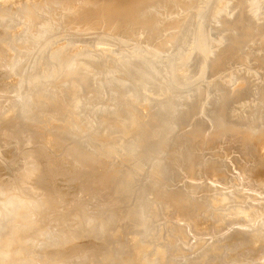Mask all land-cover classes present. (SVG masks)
I'll return each instance as SVG.
<instances>
[{
	"label": "rangeland",
	"instance_id": "obj_1",
	"mask_svg": "<svg viewBox=\"0 0 264 264\" xmlns=\"http://www.w3.org/2000/svg\"><path fill=\"white\" fill-rule=\"evenodd\" d=\"M111 1H0V84L7 87V96L15 99L7 104L14 110L10 120L24 123L37 133L32 137L15 133L5 143L0 141V161L13 164L25 149L45 147L47 156L68 162L72 152L65 145L74 142L80 152L85 151L74 160L78 164L86 160L89 169L84 177L94 172L105 175L106 171H124L137 190L155 178L157 164L163 165L164 185L156 183L145 192H158V199L173 207L168 210L164 208L167 203L160 201L149 204L142 192L138 197L140 208L149 211L145 222L137 225L123 218L120 230L108 238L109 245H103L106 250L100 246L101 261L108 256V264H121L123 257L134 253L141 258L147 256L152 264L254 263L264 250V234L255 230L264 219V179H253L259 152L246 150L237 130L257 123L264 126V0H141L143 4L139 0L132 6L134 11L132 7L122 8L123 12L113 15L105 7ZM135 11L142 14L136 18ZM153 16L156 21L150 22ZM10 29L14 32L8 35ZM231 40L236 41V47ZM6 98H0V102ZM215 113L221 114L220 119ZM168 122L172 125L165 133ZM214 126L219 129L215 132L222 133H214ZM226 127L231 130L225 131ZM58 131H63L59 139H49ZM4 151L10 152L9 158L2 157ZM74 177V173H67L53 179L47 187L55 192L53 201H48L41 189L28 184L26 188L4 185L0 179V228L9 229L5 238L0 236V264H57L58 259L70 257V253L58 249L70 238L77 240L73 245H79L80 238L93 234L104 242L101 228L113 217L106 211L93 214V192L78 199L85 178L76 183ZM152 193L149 195L153 198ZM222 195H227L226 199ZM48 204L54 206L53 212L45 214ZM237 209L244 210V215L235 216ZM193 219L198 224L193 225ZM37 222L39 225H35ZM249 223L254 227L250 229ZM80 224L83 230L77 235L57 237ZM160 228L162 233L158 232ZM212 229L217 234L222 232L216 242L206 233ZM138 234H143L148 244L145 251L144 243L135 246L133 238H142ZM201 237L203 242H198ZM121 243L126 249L119 252Z\"/></svg>",
	"mask_w": 264,
	"mask_h": 264
},
{
	"label": "bare ground",
	"instance_id": "obj_2",
	"mask_svg": "<svg viewBox=\"0 0 264 264\" xmlns=\"http://www.w3.org/2000/svg\"><path fill=\"white\" fill-rule=\"evenodd\" d=\"M1 2H4V3H7V2H10V1H13V2H20V1H22V0H0ZM30 1H33V0H30ZM137 1H139V0H112L111 1V3H109V4H107L105 7H106V10L109 12V14H111V15H113V14H116V13H118L120 10L123 12L124 10L123 9H126V10H128V8L129 7H132L133 5H135V4H137L136 2ZM142 1H144V0H142ZM166 1V0H165ZM140 2H141V0H140ZM145 2H147L146 0H145ZM150 2V1H149ZM159 2V1H158ZM161 2V1H160ZM171 2V1H170ZM57 3V2H56ZM83 3V2H82ZM157 3V2H156ZM156 3H155V5H156ZM162 3V2H161ZM160 3V4H161ZM166 3V2H165ZM93 4V3H92ZM98 4V3H97ZM141 4H143L142 2H141ZM154 4V3H153ZM159 4V3H158ZM180 4V3H179ZM60 5V4H59ZM138 5V4H137ZM150 5V4H149ZM163 5V4H162ZM45 6V5H44ZM144 6H145V4H144ZM152 6V5H151ZM147 7H149V6H147ZM147 7H146V9H147ZM161 7V6H160ZM24 8V7H23ZM123 8V9H122ZM131 9V8H130ZM125 10V11H126ZM132 10H133V7H132ZM143 10H144V12H145V9L143 8ZM143 10H142V12H143ZM196 10V9H195ZM134 11V10H133ZM132 11V12H133ZM1 12V11H0ZM131 12V11H130ZM131 12V13H132ZM147 12V11H146ZM150 12V11H149ZM188 13V12H187ZM135 14L137 15V12L135 11ZM140 14H142V13H140ZM140 14H138L139 16H140ZM150 14H151V12H150ZM127 15H128V13H127ZM130 15V14H129ZM128 15V16H129ZM134 15V14H133ZM135 15V16H136ZM138 15H137V17L136 18H138ZM146 15V14H145ZM152 15V14H151ZM176 15V14H175ZM116 16V15H115ZM118 16H119V14H118ZM121 16V15H120ZM119 16V17H120ZM134 16V17H135ZM141 17H142V15H141ZM145 17V16H144ZM143 17V18H144ZM146 17H150L149 16V14L148 15H146ZM154 17L155 16H153L152 18L154 19ZM157 17V16H156ZM236 17V16H235ZM122 18V17H121ZM135 18V19H136ZM118 19V18H117ZM120 19V18H119ZM123 19V18H122ZM153 19L152 20H150V22H155L156 20V18L154 19V21H153ZM237 19V18H236ZM128 20H130V18H128ZM133 20V19H132ZM145 20V19H144ZM211 20V19H210ZM220 20V19H219ZM131 21V20H130ZM134 21V20H133ZM136 21H138L137 19H136ZM221 21V20H220ZM225 21V20H224ZM229 22H230V20H229ZM228 22V23H229ZM149 24V23H148ZM225 24H226V22H225ZM263 24V23H262ZM154 25H155V23H154ZM228 25V24H227ZM232 25V24H231ZM19 26V25H18ZM87 26V25H86ZM259 26V25H258ZM257 26V27H258ZM8 28V27H7ZM10 28V27H9ZM12 28V27H11ZM100 28V27H99ZM149 28V27H148ZM163 28V27H162ZM166 28V27H165ZM133 29V28H132ZM260 29H261V27H260ZM263 30V29H262ZM98 31V30H97ZM187 31V30H186ZM14 32V30L13 29H10L9 30V32H8V35H10L11 33H13ZM188 32V31H187ZM122 33V32H121ZM261 33V32H260ZM17 34V33H16ZM182 34V33H181ZM256 34V33H255ZM185 36V35H184ZM232 37V36H231ZM234 37V36H233ZM238 37V36H237ZM137 38V37H136ZM10 39V38H9ZM232 39V38H231ZM234 40H236V39H234ZM17 41V40H16ZM232 41V40H231ZM8 42V41H7ZM110 42V41H109ZM230 42V41H229ZM233 42V41H232ZM264 42V41H263ZM7 44V43H6ZM231 45L232 43H228L227 45ZM233 44H234V46L236 47V41H235V43L233 42ZM238 44H239V42H238ZM114 45V44H113ZM241 45V44H240ZM179 46V45H178ZM226 46V45H225ZM237 46H239V45H237ZM229 47V46H228ZM231 47H233V45L231 46ZM177 48V47H176ZM238 49H239V47H237ZM236 48V49H237ZM130 49V48H129ZM224 49H226V47L224 48ZM230 47H229V51H230ZM234 49V48H233ZM261 49V48H260ZM226 50H228V49H226ZM220 51V50H219ZM218 51V52H219ZM223 51H225V50H222V52ZM201 52H203L202 50H201ZM228 52V51H227ZM235 52H237V50L235 51ZM101 53V52H100ZM204 53L206 54V52L204 51ZM225 53V52H224ZM2 54H3V51H2ZM233 54V53H232ZM231 54V55H232ZM235 54V53H234ZM217 55V54H216ZM215 55V56H216ZM218 55H223L222 53L221 54H218ZM225 55V54H224ZM2 56V55H1ZM1 56H0V60L2 59L1 58ZM156 56V55H155ZM200 56V55H199ZM219 56V58H220V61H222L221 60V58L222 57H220ZM133 57V56H132ZM157 57H159L158 55L156 56V58ZM161 57V56H160ZM167 57V56H166ZM229 57V56H228ZM198 58V57H197ZM18 59H19V57H17V61H18ZM163 59V58H162ZM205 59V58H204ZM225 59H228L227 58V56L225 55ZM150 60V59H149ZM155 60H157V59H155ZM194 60V59H193ZM215 60V59H214ZM219 60V59H218ZM217 59H216V61L214 62V65H215V68L217 69V67H216V64H217V62H219ZM224 60V59H223ZM13 61V60H12ZM154 61V60H153ZM202 61H203V59H202ZM226 61V60H225ZM150 63V62H149ZM197 63V62H196ZM216 63V64H215ZM152 64V63H151ZM157 64V63H156ZM219 64V63H218ZM221 64H222V66H224V64L221 62ZM226 64V63H225ZM1 61H0V67H1ZM214 65H211V66H214ZM153 66V65H152ZM210 66V65H209ZM219 66V65H218ZM221 66V65H220ZM157 67V66H156ZM177 67V66H176ZM214 68V69H215ZM264 68V67H263ZM153 69V68H152ZM215 69V70H216ZM219 69V68H218ZM97 71V70H96ZM153 71V70H152ZM163 72V71H162ZM235 72V71H234ZM154 73V72H153ZM217 73V72H216ZM149 74V76H150V72L148 73ZM214 74V73H213ZM146 75V74H145ZM172 75H173V73H172ZM175 75V74H174ZM14 76V75H13ZM70 76V75H69ZM144 76V75H143ZM147 76V75H146ZM166 76V73H164V77ZM171 76V75H170ZM211 76V75H210ZM70 77H72V76H70ZM76 77H77V75H76ZM145 77V76H144ZM148 77V76H147ZM146 77V78H147ZM161 77H162V74H161ZM167 77V76H166ZM20 78V77H19ZM79 78V77H78ZM77 78V79H78ZM153 78H155V76L153 77ZM152 78V79H153ZM156 78H157V76H156ZM175 78V77H174ZM181 78V77H180ZM190 78V77H189ZM72 79H73V77H72ZM81 80H82V78H80ZM80 79H78V80H80ZM151 80L150 78H147V80ZM159 79V78H158ZM166 79H168V78H166ZM193 79V78H192ZM241 79V78H240ZM75 80L76 79H74V81H72V83L74 84V82H75ZM78 80H77V82H78ZM160 80H161V78H160ZM174 80V79H173ZM71 81V80H70ZM137 81V80H136ZM151 81H154V79L153 80H151ZM157 81V80H156ZM168 81V80H167ZM192 81V80H191ZM164 82V81H163ZM171 82V81H170ZM177 82V81H176ZM181 82V81H180ZM189 82V81H188ZM153 83V82H152ZM154 83H155V81H154ZM158 83H159V81H158ZM166 83V82H165ZM161 84V83H160ZM159 84V85H160ZM169 84V83H168ZM162 85H164L163 83H162ZM166 85V84H165ZM219 85V84H218ZM19 86V85H18ZM158 86V85H157ZM161 86V85H160ZM166 86H168V85H166ZM166 86H163V87H166ZM174 86V84L171 86V88ZM184 86V85H183ZM212 86V85H211ZM162 87V88H163ZM158 88H159V86H158ZM171 88H170V90H171ZM184 88V87H183ZM187 88V87H186ZM5 89H7V87L6 86H4V85H2V84H0V98H4V97H7L5 100H4V102H0V108H1V110H0V112H1V114H0V141L2 142V143H5L8 139H10L13 135H15V133H26L28 136H30V137H32V136H35L37 133L36 132H34V131H32L31 129H29L24 123H18V122H15V123H11V120H10V118H11V116H12V114H13V112H14V110L13 109H11L7 104L8 103H11L12 101H14L15 99H14V97H12V96H7V93L6 92H4V90ZM81 89V87H79V90ZM173 89V88H172ZM179 89H181V88H179ZM185 89V88H184ZM76 90H78V89H76ZM164 90V89H163ZM165 90H167V87H166V89ZM174 90V89H173ZM175 90H176V88H175ZM242 90V89H241ZM1 91H3L4 93H1ZM6 91V90H5ZM20 91V90H19ZM181 91V90H180ZM74 92V91H73ZM79 92V91H78ZM81 92V91H80ZM172 92H174V91H172ZM171 91H170V93H172ZM177 92V91H176ZM224 92V91H223ZM222 92V93H223ZM5 93H6V95H5ZM75 93V92H74ZM166 93V92H165ZM205 94V93H204ZM220 94V93H219ZM226 94H228V93H226ZM78 95H79V93H78ZM20 96H21V94H20ZM162 96V95H161ZM222 96H223V94H222ZM170 97V96H169ZM237 97V96H236ZM165 98V97H164ZM228 99V98H227ZM143 100V99H142ZM158 100V99H157ZM160 100V99H159ZM162 100V99H161ZM175 100V99H174ZM82 101V100H81ZM153 101V100H152ZM5 102H6V105L4 106V104H5ZM163 102H165L166 103V101H163ZM179 102V101H178ZM201 102V101H200ZM207 102V101H206ZM172 103V102H171ZM176 103V102H175ZM188 103V102H187ZM224 103V102H223ZM133 104V103H132ZM160 104V103H159ZM193 104H195L194 102H193ZM210 104V103H209ZM212 104V103H211ZM74 105H76L75 103H74ZM155 105V104H154ZM178 105V104H177ZM220 105V104H219ZM223 105V104H222ZM166 106H167V108H168V105L166 104ZM224 106V105H223ZM6 107H8V108H6ZM158 107V106H157ZM174 107L176 108V106L174 105ZM197 107V105H195L194 106V108H196ZM199 107V106H198ZM197 107V108H198ZM219 107V106H218ZM221 107V106H220ZM6 108V109H5ZM128 108H130V107H128ZM135 108V107H134ZM24 109V108H23ZM27 109V108H26ZM170 109V108H169ZM193 109V108H192ZM199 109V108H198ZM198 109H197V111H198ZM202 109V108H201ZM219 109H221L222 110V107L221 108H219ZM224 109V108H223ZM188 110V109H187ZM37 111V110H36ZM190 111V110H189ZM194 111V110H193ZM193 111H192V114H193ZM213 111V110H212ZM211 111V113L212 114H210V116L211 115H213V112ZM215 111V110H214ZM38 112V111H37ZM40 112V111H39ZM218 112H221V111H218ZM30 113V112H29ZM142 113V112H141ZM195 113H196V111H195ZM194 113V114H195ZM38 114V113H37ZM159 114H161L160 112H159ZM191 114V115H192ZM216 114V113H215ZM217 115V114H216ZM220 113H218V115H217V118L218 119H220L219 117H220ZM29 116V115H28ZM31 116V115H30ZM33 116V115H32ZM208 116V115H207ZM213 117H215V119H216V116L214 115ZM30 118V117H29ZM186 118H187V116H186ZM224 118V117H223ZM32 119V118H31ZM68 119V118H67ZM66 119V120H67ZM141 119V118H140ZM152 119V118H151ZM154 119V118H153ZM188 119H190V118H188ZM214 119V120H215ZM217 119V120H218ZM155 120V119H154ZM212 120V119H211ZM143 121V120H142ZM183 121V120H182ZM258 121V120H257ZM66 122V121H65ZM144 122V121H143ZM187 122H188V120H187ZM212 122V121H211ZM229 122V121H228ZM232 122V121H231ZM254 122V121H253ZM157 123V122H156ZM163 123V122H162ZM186 122H184V124H185ZM187 124V123H186ZM225 124H227V123H225ZM229 124H231V123H229ZM260 125L258 126V123H257V126H255L254 124L253 125H249V126H245V128H243V129H241V130H237V131H241V132H238V133H241L242 134V136H243V138H244V140H245V143H242L243 145H244V147H245V149L247 150V149H250V150H253V151H255L256 153L257 152H259V153H257V154H259V156H258V166H256L253 170V173L251 174L252 176H253V179H255V180H257V181H263V179H264V154H263V151H264V126H263V124L262 123H259ZM53 125V124H52ZM161 125V124H160ZM172 124H171V122L169 123H166V127H165V130H164V132L166 133L167 132V130H168V128H170V126H171ZM195 125H196V123H195ZM220 125V124H219ZM247 125V124H246ZM43 126V125H42ZM197 126V125H196ZM199 126H200V124H199ZM216 126V125H215ZM215 126H214V133H218V132H215ZM220 126H222V125H220ZM229 125H227V127H228ZM235 126V125H234ZM242 126V125H241ZM198 127V126H197ZM217 127V126H216ZM226 127V130L225 131H228L227 129H229V128H227ZM230 127H231V125H230ZM243 127V126H242ZM46 128V127H45ZM48 128V127H47ZM220 128V127H219ZM223 128H225V125H224V127H222V130H223ZM232 128V127H231ZM234 128V127H233ZM157 129V128H156ZM155 129V130H156ZM196 130H197V128H195ZM195 129H193V130H195ZM199 129V128H198ZM201 129H202V127H201ZM235 129V128H234ZM46 130V129H45ZM154 129H152V131H153ZM159 130H160V127H159ZM192 129H191V131H193ZM205 130H206V128H205ZM217 131L219 130L218 128L216 129ZM222 130H221V133H222ZM229 130H231V129H229ZM190 131V133H191V136H192V134H193V132H196V131H193V132H191ZM207 131V130H206ZM233 132H236V129L235 130H232ZM160 132V131H159ZM163 132V133H164ZM230 132V131H229ZM46 133V132H45ZM61 133H63V131H58V132H55V133H53V136H49V139H59L60 138V136H61ZM151 133H153V132H151ZM156 133H158V132H156ZM161 133H162V131H161ZM181 133V132H180ZM187 133V132H186ZM189 133V134H190ZM220 133V132H219ZM218 133V134H219ZM220 133V134H221ZM227 133V132H226ZM237 133V132H236ZM199 134V133H198ZM234 134V133H233ZM155 136H156V134H154ZM159 135V134H158ZM223 135V134H222ZM152 136V135H151ZM150 136V137H151ZM203 136H205L204 134H203ZM217 136V135H216ZM219 136V135H218ZM240 135H238V137H239ZM148 137V136H147ZM156 137H158V136H156ZM197 137H198V135H197ZM234 137V136H233ZM95 139H97V138H95ZM152 139V138H151ZM154 139V138H153ZM23 141V140H22ZM101 141V140H100ZM173 141V140H172ZM174 141H175V139H174ZM240 141V140H239ZM63 142V141H62ZM237 143V142H236ZM68 149H69V151H71L72 152V155H69V158H68V162L66 161V160H55V159H53V158H51V156H47L46 155V148L45 147H43V148H29V149H25L23 152H22V154H21V157L20 158H18V160L15 162V163H13L12 164V162L13 161H10V164H8L7 162H2V161H0V174L1 175H3L4 177H1L0 179H1V181L3 180V182H5V184L4 185H9V186H14V187H17V188H26V184H28V185H30V187H32L33 189H41L43 192H44V194H45V198L48 200V201H53L54 200V196H55V192L54 191H52L51 189H47V187H48V185H50L51 184V182H52V184H53V179L56 177V176H59V175H64V174H67V173H74V175H75V177H74V181L76 180H78V179H80L81 177H84V175H85V173L87 172V170L89 169V166H87L88 164H86V160L84 159L83 161H81V164H78V163H76V162H74V160H76V158H81V156H82V154L85 152H83L82 153V151L80 152L79 151V149L76 147V144L73 142H69V143H67L66 145H65ZM80 146V145H79ZM80 148V147H79ZM81 149V148H80ZM83 149V148H82ZM81 149V150H82ZM84 150V149H83ZM102 150H104V149H102ZM252 151V152H253ZM92 152V151H91ZM146 152V151H145ZM87 153V152H86ZM94 153V152H93ZM92 153V154H93ZM95 153H96V151H95ZM106 153V152H105ZM114 153V152H113ZM124 153V152H123ZM129 153V152H128ZM143 153V152H142ZM142 153H139V154H142ZM148 153V152H147ZM146 153V154H147ZM2 157H4V156H6V158H9L10 157V152H2ZM91 154V153H90ZM89 154V155H90ZM121 154V153H120ZM94 155V154H93ZM92 155V156H93ZM109 155H110V153H109ZM108 155V156H109ZM136 155H138V154H136ZM158 155V154H157ZM91 156V157H92ZM97 156V155H96ZM100 156H101V154H100ZM99 156V157H100ZM103 156V155H102ZM120 156V155H119ZM121 156H123L122 154H121ZM141 156V155H140ZM104 157V156H103ZM95 158V157H94ZM98 158V157H97ZM126 158H127V156H126ZM96 159V158H95ZM130 159V158H129ZM132 159V158H131ZM239 159V158H238ZM94 160V159H93ZM103 160V159H102ZM128 160V159H127ZM63 161H65V162H63ZM90 161H91V159H90ZM109 161V160H108ZM118 161V160H117ZM133 161H134V159H133ZM235 161V160H234ZM99 162V161H98ZM101 162V161H100ZM137 162V161H136ZM139 162V161H138ZM137 162V163H138ZM66 163H69V164H66ZM103 163V162H102ZM122 163V162H121ZM120 163V164H121ZM124 163V162H123ZM134 164H137V163H135V162H133ZM140 163V162H139ZM132 164V163H131ZM142 164V163H141ZM103 165H104V163H103ZM140 165V164H139ZM143 165V164H142ZM243 165H245L244 163H243ZM256 165V164H255ZM102 166V165H101ZM118 166V165H117ZM138 166V165H137ZM247 165H245V167H246ZM131 167V166H130ZM119 168V167H118ZM137 168V167H136ZM115 169V168H114ZM138 169H140V168H138ZM165 166H163V165H160V164H157L156 165V176H155V178L154 179H151V180H153V181H151V180H147L146 181V187L144 188H141L140 190H137L135 187H133L132 185H131V182H129V181H127V177H128V175H127V172H124V171H119V170H114V171H112V172H108V171H106V174L105 175H103V174H99V173H97V172H94L89 178H86V177H84L85 178V180H84V186H83V189H82V193H81V195H79V198L78 199H84L85 198V196L87 195V194H89V193H91V192H93V195H92V198H93V200H94V207H93V214H94V212L95 213H98V212H102V211H106V212H109V213H111L110 215L113 217V220L111 221V222H106V224L105 225H103V222H102V228H101V230H102V234L105 236L104 237V242H101L99 239H96L94 236L95 235H90V234H87L86 236H84V238H80L81 240H80V242H81V244H79V245H73L72 243L74 242V240H76L75 238L72 240V238H70L69 239V237L70 236H72L73 234H75V235H77V233L79 232V231H81V230H83V225H81L80 224V226H77L75 229H72V230H70V231H63V232H61L57 237H60V238H62V239H64V238H66V239H69V240H71L69 243H71V245L69 244V243H67V245H65V246H63V247H61V248H58L59 250H65V252H67V253H70V257L69 258H61V259H58V261H56V262H58L57 264H108L109 262L108 261H106V259L107 260H109L108 259V256L106 257V259L103 257V260L101 261V259L100 258H102V257H100L99 256V254H100V251L98 252V250H101L104 246V244H106V245H109V243H108V238H110V237H112L113 235H115L116 233H117V230H118V228H119V226H120V223H121V220H123V218H125V217H127L128 219H130V220H132V222H137L136 224L137 225H139V221L140 222H142V221H144L145 222V214L146 213H148L149 211H142L141 210V208H140V203H139V199H138V197H140V194L142 195L143 193L142 192H145V190H147L146 188H148V191H149V188H152L156 183H157V185H161V186H163L164 185V181L162 180V176H164L165 175ZM5 171V172H4ZM188 172H189V170H187ZM142 172V171H141ZM77 174V175H76ZM110 174H112V176H110ZM128 174H129V172H128ZM132 174V173H131ZM130 175V174H129ZM220 175V174H219ZM241 175V174H240ZM225 176V175H224ZM242 176V175H241ZM244 177V176H243ZM131 179V178H130ZM73 180V179H72ZM129 180V179H128ZM75 181V182H76ZM241 181V180H240ZM78 182V181H77ZM76 182V183H77ZM262 184V183H261ZM264 184V183H263ZM149 185H151L150 187H149ZM241 188V187H240ZM244 188V187H243ZM148 191H147V193L145 192V199H146V202L147 203H152L153 201H160V199H158V197H157V193L158 192H154V191H152V192H149L148 193ZM241 192H242V190H241ZM1 193V192H0ZM3 193V192H2ZM15 193V192H14ZM24 193V192H23ZM138 193V194H137ZM150 193H152L151 195H153V198L149 195ZM232 194V193H231ZM235 194V193H234ZM135 195V196H134ZM149 195V196H148ZM132 196H134V198H132ZM225 196H227V195H225ZM225 196H223L222 195V197L224 198V199H226V197ZM234 196V195H233ZM235 196H237V194L235 195ZM19 197V196H18ZM115 197H117V199L115 198ZM149 197H151V198H149ZM28 198V197H27ZM175 198V197H174ZM230 198L231 199H237V197H229V200H230ZM22 199V198H21ZM175 200V199H174ZM219 200L221 201V199L219 198ZM11 201H13V200H11ZM184 201V200H183ZM240 201V200H239ZM26 202V201H25ZM160 202H162V203H167V204H165V205H167L166 207H165V205H164V208H166V209H170L171 207H173V205L171 204V203H169V202H166V201H160ZM186 202H187V200H186ZM27 203V202H26ZM182 203V202H181ZM224 203V202H223ZM233 203H234V201H233ZM29 204V203H28ZM32 205V204H31ZM30 205V206H31ZM163 205V204H162ZM183 205V204H182ZM227 205H229V203L227 204ZM237 205V204H236ZM33 206V205H32ZM185 206V205H184ZM45 207H48L49 209H47V208H45ZM45 207H43L42 209H44L45 208V210H47L46 211V213L45 214H49V213H51V212H53V209L52 208H54V206L52 205V206H49V204L48 205H46ZM180 207V206H179ZM185 208H186V206H185ZM33 209V208H32ZM38 210V209H37ZM223 210H224V208H223ZM227 210V209H226ZM24 212H25V210H24ZM28 212H29V209H28ZM199 212H200V210H199ZM228 212H230V210L228 211ZM235 212V213H234ZM233 213H234V215L235 216H240L241 214H242V212H244V210H242V212H241V209H237L236 211H234ZM35 214H36V212H34ZM198 213V212H197ZM232 213V212H231ZM245 213V212H244ZM109 215V216H110ZM198 215V214H197ZM196 215V216H197ZM242 215H244V214H242ZM109 216H108V218H109ZM229 216V215H228ZM35 217V216H34ZM183 217H184V215H183ZM182 217V218H183ZM223 217V216H222ZM224 218H226V217H224ZM192 219V218H191ZM222 219V218H221ZM238 219H241V217L239 218L238 217ZM244 219V218H243ZM18 220H20V219H18ZM194 220V219H193ZM236 220V219H235ZM235 220H234V222H235ZM28 221H30V220H28ZM27 221V222H28ZM200 220H198V222H199ZM239 221V220H238ZM238 221H237V223H238ZM254 221V220H253ZM90 222V221H89ZM123 222V221H122ZM128 223H129V221H127ZM126 222V223H127ZM132 222H131V224H132ZM125 223V222H124ZM123 223V224H124ZM200 223H201V221H200ZM236 223V222H235ZM255 223V222H254ZM1 224V223H0ZM122 224V225H123ZM131 224H129L131 227H132V225ZM142 224V223H141ZM140 224V225H141ZM144 225H145V223H143ZM195 224H198V223H196V220H194V224L193 225H195ZM234 224V223H233ZM242 224V223H241ZM256 224V223H255ZM258 224V226H256L255 228H257V229H255V230H258L261 234H264V219L262 220L261 219V222H259V223H257ZM35 225H39V222H37V223H35ZM89 225V224H88ZM144 225L141 227V228H143L144 227ZM206 225V224H205ZM209 225H210V223H209ZM208 224H207V226H209ZM215 225V224H214ZM243 225V224H242ZM101 226V225H100ZM134 226H135V229H136V225L134 224ZM207 226H205V227H203V226H200V227H203V228H206ZM210 226H212L213 228L215 227V226H213V225H210ZM209 226V227H210ZM218 226V225H217ZM216 226V227H217ZM224 226V225H223ZM230 226V225H229ZM245 226V225H244ZM248 227H250V229L252 228V227H254L253 225H250V223H249V225H247ZM99 227V226H98ZM198 227V226H197ZM200 227H199V229H200ZM211 227V228H212ZM225 227H228V226H225ZM231 227V226H230ZM243 227V226H242ZM100 228V227H99ZM126 228V227H125ZM134 228V227H133ZM138 228V227H137ZM188 228V227H187ZM208 228V227H207ZM210 228V229H211ZM219 228L220 227H218V229L217 230H219ZM229 228V227H228ZM228 228H227V230H228ZM122 229V228H121ZM202 229V228H201ZM225 229V228H224ZM244 229V228H243ZM8 227L7 226H5V227H2V228H0V236L2 237V238H5L6 236H7V233H8ZM119 230H120V228H119ZM125 230V229H124ZM142 230V229H141ZM161 228H160V231H158V232H161ZM207 230V229H206ZM209 230V229H208ZM213 230V229H212ZM220 230H221V228H220ZM220 230H219V232H220ZM226 230V231H227ZM32 231V230H31ZM138 232H139V230H137ZM222 231V230H221ZM226 231H224V233L226 234ZM134 232H136V231H134ZM141 232V231H140ZM219 232H218V234L217 233H215V231L213 230V232H211V230L209 231V232H206L207 234H210V235H208V236H210V237H212V238H214L215 239V242L217 241L216 239H220L221 238V233L219 234ZM254 232H256V231H254ZM28 233V232H27ZM119 233V232H118ZM148 233V232H147ZM162 233V232H161ZM205 233V234H206ZM223 233V234H224ZM242 233V232H241ZM99 234V233H98ZM135 234V233H134ZM157 234H159V233H157ZM204 234V235H205ZM206 234V235H207ZM222 234V236H224ZM238 234H240V233H238ZM238 234H236V235H238ZM244 234V233H243ZM243 234H241V237H242V235ZM259 234V233H258ZM261 234H260V236H261ZM132 235H133V233H132ZM131 235V236H132ZM137 235V234H136ZM139 236L141 235L142 236V238H140V237H135V238H133V239H135V241H136V247L137 248H139V246H141V244L142 243H144V245H143V251H145V248H144V246L146 247H148V244H146V242L144 241V236H143V234H138ZM203 235V234H202ZM257 235V234H256ZM29 236V235H28ZM50 236V235H49ZM100 236V235H99ZM130 236V237H131ZM151 236V235H150ZM154 236V235H153ZM244 236V235H243ZM263 236V235H262ZM261 236V237H262ZM199 237V236H198ZM28 238V237H27ZM31 238H33L32 236H31ZM30 238V239H31ZM36 238V237H35ZM202 238V240H198V242H203V237H201ZM205 238V237H204ZM262 238H264V237H262ZM261 238V239H262ZM18 239V238H17ZM54 239V238H53ZM214 239H212V240H214ZM34 240V239H33ZM32 240V241H33ZM46 240V239H45ZM207 240H208V238H207ZM210 241H211V238L209 239ZM31 241V242H32ZM40 242H41V240H39ZM55 241V240H54ZM77 241V240H76ZM123 241V240H122ZM125 241V240H124ZM126 241H128V240H126ZM258 241V240H257ZM215 242H213V244H215ZM38 243V242H37ZM141 243V244H140ZM208 243H210V242H208ZM211 243H212V241H211ZM32 244V243H31ZM122 244V243H121ZM125 244H127L126 242H125ZM125 244L123 245V246H121V245H118V249H119V252L120 251H123L124 250V246H125ZM198 244V243H197ZM204 244V243H203ZM219 244V243H218ZM242 244V243H241ZM25 245V244H24ZM212 245V244H211ZM211 245H209L210 247H211ZM31 246V245H30ZM98 248H97V247ZM100 246H101V249H99L100 248ZM42 247V246H41ZM219 247V246H218ZM38 249H39V247H37ZM213 248H215L214 247V245H213ZM217 248V247H216ZM239 248H240V246H239ZM109 249V248H108ZM107 249V251L108 252H110V254L112 253V249L110 248L109 250ZM117 249V250H118ZM126 249V248H125ZM162 249V248H161ZM161 249H159V250H157L156 249V252L158 251V253L160 254H162V251H164V248H163V250L161 251ZM225 249V248H224ZM237 249H238V247H237ZM26 250H28L27 249V247H26ZM103 250L105 251L106 250V248L104 249L103 248ZM102 250V251H103ZM146 250H148V249H146ZM106 251V252H107ZM155 251V250H154ZM34 252V251H33ZM105 252V253H106ZM99 253V254H98ZM103 253V252H102ZM143 253H145V252H143ZM152 253H154V252H152ZM104 254V253H103ZM102 254V255H103ZM147 255H148V253H146ZM164 254V253H163ZM259 254V255H258ZM257 254V256L258 257H256L255 258V262L254 263H256V264H264V250H263V252H260V253H258ZM24 255V254H23ZM39 255H41V254H39ZM106 255H107V253H106ZM144 255V254H143ZM153 255H155V253L153 254ZM25 256V255H24ZM104 256V255H103ZM119 256V255H118ZM140 256H141V254H140ZM115 257V256H114ZM122 257V256H121ZM120 257V258H121ZM144 257V256H143ZM146 258H147V256H145ZM141 258V257H139L138 255H135L134 253H131L130 255H129V257L128 258H126V257H123L122 258V260H121V264H152V262L151 261H148L146 258ZM1 258V257H0ZM44 258V257H43ZM119 258V259H120ZM225 258V257H224ZM100 259V260H99ZM104 259H105V261H104ZM161 260V259H160ZM42 262V261H41ZM40 262V263H41ZM108 262V263H107ZM112 262H114V261H112ZM251 262V261H250ZM117 263V262H116ZM120 263V262H119ZM118 263V264H119ZM154 263V262H153ZM254 263H252V264H254ZM224 264V263H223ZM248 264V263H247ZM250 264V263H249Z\"/></svg>",
	"mask_w": 264,
	"mask_h": 264
}]
</instances>
